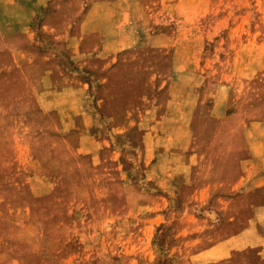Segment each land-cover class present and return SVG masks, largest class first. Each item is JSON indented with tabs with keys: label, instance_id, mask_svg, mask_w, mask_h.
I'll return each instance as SVG.
<instances>
[{
	"label": "rangeland",
	"instance_id": "rangeland-1",
	"mask_svg": "<svg viewBox=\"0 0 264 264\" xmlns=\"http://www.w3.org/2000/svg\"><path fill=\"white\" fill-rule=\"evenodd\" d=\"M29 18L56 75L90 83L94 117L64 131L41 110V68L9 69L0 52V264H263L255 248L212 249L251 215L219 196L253 184L264 203V172L247 164L264 152V0H49ZM130 109L118 137L112 119ZM166 134L186 142L157 162L149 146Z\"/></svg>",
	"mask_w": 264,
	"mask_h": 264
},
{
	"label": "crops",
	"instance_id": "crops-1",
	"mask_svg": "<svg viewBox=\"0 0 264 264\" xmlns=\"http://www.w3.org/2000/svg\"><path fill=\"white\" fill-rule=\"evenodd\" d=\"M48 1L49 0H0V11L4 13L7 12V14L5 13L6 17L4 24L2 26L0 25L2 33H4V38L0 37V52H6L5 56L8 57L7 65H9L6 67H9V69L19 67L22 70L24 68L35 67L37 65V67L41 68V76L37 80V83L40 85L38 98L40 100L41 110L43 113L47 114L55 111L59 112L58 114L62 118L59 125L62 123L64 131L71 133L75 127V119L93 120L94 113L85 104V98L89 97L88 90L90 89V83L78 78L77 75L74 76L72 73L57 76L54 72L55 65L48 62L49 58L46 57V54L33 46L31 47V43L35 37L33 30L29 27V17L35 14L36 6L47 5ZM18 9H20L18 16L12 13L14 10ZM65 38L70 43L68 46L73 55H78L81 51H83L80 50L78 44L75 43L74 45L72 43L76 37L71 32H67ZM37 57H43L45 60L43 61L40 58L43 63L39 64V61H36ZM27 83H30V81L27 80ZM57 100H61V102H57ZM55 101L57 104H54ZM58 107L61 108L58 109ZM135 122V110L130 109L122 111L115 115L112 119L113 130L119 137L133 130L132 128L135 126ZM88 125L89 124L87 123V126ZM91 125L90 127H92ZM86 132L90 135L92 134L90 128H87ZM248 133H251V131L248 130L247 134ZM181 142L185 143V138H179L168 134L165 136L158 135L155 141L153 140L151 142L149 148L151 154H153L157 161L162 155L169 156L176 154L178 151L175 152L172 150V144ZM94 143L95 146L92 145V142L89 144L91 145L92 150H89L88 152L92 153L96 149L98 150L103 146H107L104 141ZM98 143L99 146L97 145ZM183 152H181L182 155L179 159H175L171 162L169 168L170 174L168 176L172 181L180 179L183 181L185 178V165L189 164V160L192 155H187V153H185L186 150H183ZM248 162L252 168L255 166L258 171L264 172V152L261 153V157L259 158L252 159L251 156V158L247 160V164ZM181 174L182 177L179 176ZM250 174L251 172H249L248 169L245 170V175H243L241 179H244L245 181L253 180L255 175ZM260 178L264 181V176L262 175L256 179L260 180ZM262 185H264V182H262ZM195 190H197L195 194L199 193L202 198L204 197L203 195L206 192L204 187L201 190L197 187ZM257 191L258 190H256L252 184L251 188L246 189V192L238 197H230L229 199L222 196L218 197L219 202H227V200L230 201L231 207L239 201H244L240 203H246V212L250 211L251 214L248 218L249 220L241 230L236 231L228 238L218 242L212 249L215 253H220L219 259L227 258L237 251L255 248L258 250V254L264 262V203H262L261 206L258 205L262 195L257 194ZM220 209L222 210L223 208ZM232 212L238 214L241 213V210L236 207L230 210V213Z\"/></svg>",
	"mask_w": 264,
	"mask_h": 264
}]
</instances>
